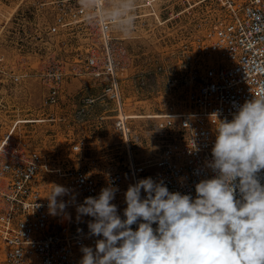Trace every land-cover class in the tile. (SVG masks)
I'll use <instances>...</instances> for the list:
<instances>
[{
    "label": "built area",
    "instance_id": "obj_1",
    "mask_svg": "<svg viewBox=\"0 0 264 264\" xmlns=\"http://www.w3.org/2000/svg\"><path fill=\"white\" fill-rule=\"evenodd\" d=\"M208 2L220 11L209 21L202 39L198 27V58L191 63L199 64L170 80L169 86L180 88V98L158 115V153L142 162H137L133 152L130 119L119 116L120 111L126 112L118 75L122 47L114 29L126 20L119 17L112 0L43 2L48 10L45 36L55 48L35 73L46 91L43 106H58L65 97L74 110L68 115L70 132L64 136V154L40 147L31 137L36 128L68 118L11 111L15 113L9 120H0L1 264H80L81 248L95 250L96 241L103 237L91 235L88 223L93 218L78 216L76 209L104 187L118 188L111 203L125 219V193L140 179L151 177L170 192L195 198V185L215 175L208 164L218 120L231 121L246 101L264 95V0ZM27 77V71L15 73L10 67H0V83L19 84ZM72 80L90 82L98 93L82 96L74 105L75 98L63 90ZM96 104L114 114L113 129L123 154L119 166H98L85 155L90 146L88 113ZM259 178L264 184V170ZM55 185L69 191L57 197V204L64 202L65 209L52 215L48 199ZM145 195L142 190L141 197ZM138 223L132 225L133 230Z\"/></svg>",
    "mask_w": 264,
    "mask_h": 264
},
{
    "label": "rangeland",
    "instance_id": "obj_2",
    "mask_svg": "<svg viewBox=\"0 0 264 264\" xmlns=\"http://www.w3.org/2000/svg\"><path fill=\"white\" fill-rule=\"evenodd\" d=\"M44 1L0 0V67L28 74L19 84L0 83V120H9L15 113L11 111L22 116L44 113L68 118L36 128L31 137L37 139L40 147L64 154V136L70 132L68 115H72L74 108L65 97L58 106L44 107L46 91L35 76L42 61L55 50L54 43L50 44L45 36L48 10L42 5ZM111 5L126 20L114 29V36L122 47L119 84L124 114L130 119L135 139L133 152L137 162H142L158 153L156 124L159 119L155 114H161L169 103L180 98V88L169 86L170 80L184 76L189 66L197 67L199 63L191 62L198 58V27L201 25L202 39L210 28L209 21L220 10L208 0H112ZM63 90L75 98L74 105L80 97L98 93L97 87L80 80L67 82ZM102 110L96 104L88 113L90 121L86 131L90 146L85 155L98 166H119L123 154L121 140L113 129L114 114ZM99 117L104 119L100 122ZM2 256L0 243V264Z\"/></svg>",
    "mask_w": 264,
    "mask_h": 264
},
{
    "label": "clouds",
    "instance_id": "obj_3",
    "mask_svg": "<svg viewBox=\"0 0 264 264\" xmlns=\"http://www.w3.org/2000/svg\"><path fill=\"white\" fill-rule=\"evenodd\" d=\"M218 121L208 164L215 175L195 185V198L148 177L129 185L125 219L111 203L114 186L77 206L78 216L93 218L91 235L103 237L95 250L81 248L80 264H264V95ZM68 191L55 185L52 215L65 209L57 197Z\"/></svg>",
    "mask_w": 264,
    "mask_h": 264
},
{
    "label": "bare ground",
    "instance_id": "obj_4",
    "mask_svg": "<svg viewBox=\"0 0 264 264\" xmlns=\"http://www.w3.org/2000/svg\"><path fill=\"white\" fill-rule=\"evenodd\" d=\"M121 21H123V20H120L119 22H121ZM124 108H125V106H124ZM122 114H123V118L121 117ZM155 115H156L157 118H158V114H155ZM119 116H120L121 119H124V116H125L124 112L122 113V111H120Z\"/></svg>",
    "mask_w": 264,
    "mask_h": 264
}]
</instances>
